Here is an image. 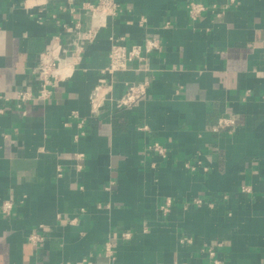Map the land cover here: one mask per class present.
<instances>
[{
	"label": "crops",
	"instance_id": "crops-1",
	"mask_svg": "<svg viewBox=\"0 0 264 264\" xmlns=\"http://www.w3.org/2000/svg\"><path fill=\"white\" fill-rule=\"evenodd\" d=\"M114 1L95 22L63 1L0 0V264H212L211 250L264 264V0H194L195 21L193 0ZM94 26L50 99L19 107L42 52ZM148 39L161 49L144 63L102 72L114 43ZM131 82L147 93L117 110ZM224 117L236 126L213 131Z\"/></svg>",
	"mask_w": 264,
	"mask_h": 264
},
{
	"label": "built area",
	"instance_id": "built-area-1",
	"mask_svg": "<svg viewBox=\"0 0 264 264\" xmlns=\"http://www.w3.org/2000/svg\"><path fill=\"white\" fill-rule=\"evenodd\" d=\"M63 1L68 3L70 8L75 11L76 5L80 6L81 12L89 15L93 21L105 22L108 16H115L119 11V5L114 0H55ZM234 3V0H229ZM206 7L197 1H190L188 4V13L193 21L199 19L203 13L206 11ZM217 16H221L223 13L220 11H215ZM98 34L97 27L83 32L80 31L77 35L76 41L73 48L63 49L57 40H54L47 49L42 52L39 63L34 70L35 83L29 84L18 92L15 100L19 107H22L23 103L40 100L47 101L52 95L53 87L58 86L60 81L68 74L69 71L74 69L82 61V53L84 50V45L86 43L93 42ZM161 49L160 42L156 39H148L144 45H132L125 46L120 42L113 44L111 51L109 53V65L102 71L110 75H115L120 72L130 71L134 63L141 65L146 61L149 54ZM138 68L137 71H141ZM148 82H131L127 83V88L125 94L117 101V110L121 109H132L143 99L147 93ZM99 103L94 101V109H98ZM3 112V109L0 110ZM236 126V121L232 118H221L217 126L213 131H229ZM154 151L159 152L161 155L165 153L163 149L158 144L151 147ZM13 209V203L11 201H6L2 210L3 213L10 215ZM131 233H123L121 238L130 239ZM45 237L40 234H33L29 237L30 243L33 245H38L43 242ZM105 254L110 260H114V244L108 243L105 247ZM210 257L213 258L212 264H221L217 259H215V251L211 250L209 252ZM85 264H94L91 261H85Z\"/></svg>",
	"mask_w": 264,
	"mask_h": 264
}]
</instances>
